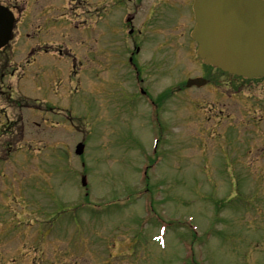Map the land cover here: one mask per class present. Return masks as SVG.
<instances>
[{"label":"rangeland","instance_id":"374dc122","mask_svg":"<svg viewBox=\"0 0 264 264\" xmlns=\"http://www.w3.org/2000/svg\"><path fill=\"white\" fill-rule=\"evenodd\" d=\"M16 2L21 10L24 2ZM67 2L57 0L61 8ZM47 21L38 19L39 24ZM102 29L98 21L97 31ZM99 39L90 36L89 73L84 65L77 68L76 81L67 77L71 60L53 61L47 54L39 55V71L24 75L25 91L36 87L50 107L58 100L52 81L65 79L70 90L62 119L52 114L54 126L39 128L45 141L29 147L37 151L44 142L43 158L36 159L29 149L26 153V146L11 145L5 166L9 164L14 176L12 190L2 191L4 182L0 186V264H264V149L258 148L260 140L253 133L252 152L246 153L251 134L243 126L250 104L245 88L250 94L252 84L241 81L228 88V79L219 77L200 89L183 88L169 96L163 84L171 82L173 87L174 79L198 74L192 68L200 64L183 62L187 58L170 62L158 84L144 62L155 44L150 39L137 61L148 92L162 98L157 120L147 119L144 125L147 104L120 101L126 94L116 80L124 59L121 47L106 43L102 35ZM68 46L84 60L73 38ZM116 58L120 61L115 73L108 61ZM168 76L169 83L164 78ZM91 81L98 89L83 87ZM124 83L130 92L127 76ZM257 84L259 88L260 81ZM233 91H240L237 102L229 95ZM230 111L236 115V127L228 123ZM77 140L85 145L81 159L71 150ZM145 165L152 167L142 172ZM79 175L86 178L84 189ZM7 194L14 201L7 202ZM145 200L152 210L148 206L143 211ZM188 218L201 235L195 243L183 223ZM164 220L175 223L166 225ZM162 223L164 245L152 240ZM182 241L193 244L192 253L187 244L183 249Z\"/></svg>","mask_w":264,"mask_h":264},{"label":"flooded vegetation","instance_id":"af4514ba","mask_svg":"<svg viewBox=\"0 0 264 264\" xmlns=\"http://www.w3.org/2000/svg\"><path fill=\"white\" fill-rule=\"evenodd\" d=\"M106 0H103L105 2ZM155 7L152 8V13L149 18L145 20H137V25L141 28L144 26L145 30L137 29L132 37L131 41L135 51L138 52L139 45L143 42L150 40L149 32H156L160 39L159 45L163 47L170 46H181L190 47V44H194V41L188 37V33L191 25V3L192 0H154ZM115 8L126 9V15H132V22L135 20V15L138 12V2L137 0H115ZM103 15L104 19L108 25V8L103 5ZM130 11V12H129ZM132 12V13H131ZM141 19V18H140ZM128 21H125L126 24ZM126 26V30L129 35H132L135 29L131 28L129 24ZM120 28V27H119ZM144 32V33H143ZM4 63V58L0 59V80L3 78L4 72L1 70V65ZM0 93L2 91L0 90ZM31 111L34 110L33 107H29ZM21 119H19L21 125L33 122L32 112L30 114L24 115V112L20 111ZM14 118V117H13ZM9 120V119H6Z\"/></svg>","mask_w":264,"mask_h":264},{"label":"water","instance_id":"95a60500","mask_svg":"<svg viewBox=\"0 0 264 264\" xmlns=\"http://www.w3.org/2000/svg\"><path fill=\"white\" fill-rule=\"evenodd\" d=\"M261 6L264 8V4H261ZM253 7L258 10L260 4L252 5ZM221 29L223 35L221 44L215 47L200 46V56L206 62L229 73L234 72L246 76L262 74L264 72V36L260 34L259 24H254L251 28V34L249 35L251 38H249L248 43L252 44L248 48H246V44L235 43L234 38L228 36L229 29L227 25L221 26ZM199 32L195 30L194 35L197 40L201 41Z\"/></svg>","mask_w":264,"mask_h":264}]
</instances>
